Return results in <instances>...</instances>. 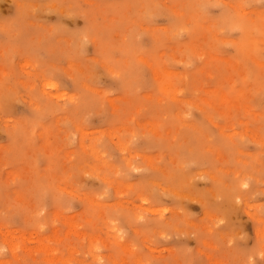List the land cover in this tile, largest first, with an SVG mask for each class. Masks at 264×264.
<instances>
[{
    "label": "rangeland",
    "instance_id": "374dc122",
    "mask_svg": "<svg viewBox=\"0 0 264 264\" xmlns=\"http://www.w3.org/2000/svg\"><path fill=\"white\" fill-rule=\"evenodd\" d=\"M21 263L264 264V0H0Z\"/></svg>",
    "mask_w": 264,
    "mask_h": 264
},
{
    "label": "bare ground",
    "instance_id": "6f19581e",
    "mask_svg": "<svg viewBox=\"0 0 264 264\" xmlns=\"http://www.w3.org/2000/svg\"><path fill=\"white\" fill-rule=\"evenodd\" d=\"M157 70V69H156ZM51 80V79H50ZM46 86H48V87H50V88H53V87H55V84L53 83V82H51V81H48V82H46ZM174 95V94H173ZM177 98V97H176ZM205 98V97H204ZM182 111H184V110H182ZM117 112V111H116ZM184 114V113H183ZM178 115V114H177ZM181 115V114H180ZM184 116V115H183ZM182 118V117H181ZM184 118V117H183ZM185 122V121H184ZM194 127V126H193ZM156 129V128H155ZM114 132V131H113ZM228 135V134H227ZM86 136V135H85ZM81 137V136H80ZM111 137V136H110ZM86 138V137H85ZM89 142V141H88ZM85 147V146H84ZM100 147V146H99ZM89 148V147H88ZM98 150V149H97ZM91 151V150H90ZM100 153V152H99ZM170 159H171V157H170ZM149 160V159H148ZM157 160V159H156ZM176 161V160H175ZM149 162V161H148ZM82 164V163H81ZM89 169V168H88ZM231 169V168H230ZM163 170H164V168H163ZM227 171H228V169H226ZM166 173V172H165ZM167 174V173H166ZM213 177V176H212ZM214 178V177H213ZM193 180V179H192ZM244 183V182H243ZM189 184V183H188ZM238 192H240V190L238 191ZM237 192V193H238ZM140 197V196H139ZM92 201V200H91ZM131 202V201H130ZM159 211V210H158ZM162 211V210H161ZM160 212V211H159ZM259 217V216H258ZM107 220V219H106ZM111 220V219H110ZM71 223V222H70ZM73 223V222H72ZM72 226H74V225H72ZM257 227V226H256ZM262 234V233H261ZM94 235V234H93ZM96 238V237H95ZM91 240V239H90ZM91 242V241H90ZM41 244V248H45V249H48V245H46L45 243H44V241L42 240V242L40 243ZM94 245V244H93ZM15 247H16V245H15ZM97 247V246H96ZM24 248V247H23ZM28 248V247H27ZM50 248V247H49ZM88 248V247H87ZM98 248V247H97ZM34 249V248H33ZM38 249V248H37ZM36 249V250H37ZM52 249V248H51ZM50 249V250H51ZM34 252V251H33ZM32 252V253H33ZM51 256V255H50ZM57 257V256H56ZM113 257V256H112ZM52 258V257H51ZM55 258V257H54ZM59 259H61L60 257H59ZM112 259V258H111ZM114 259V258H113ZM52 260V259H51ZM65 261V260H64ZM5 262V261H4ZM22 264V263H21ZM137 264V263H136ZM141 264V263H140Z\"/></svg>",
    "mask_w": 264,
    "mask_h": 264
}]
</instances>
